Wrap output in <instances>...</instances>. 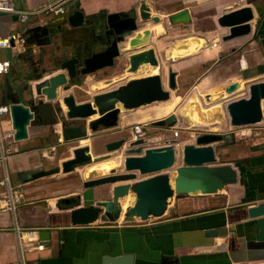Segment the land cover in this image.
<instances>
[{"label": "crops", "instance_id": "crops-1", "mask_svg": "<svg viewBox=\"0 0 264 264\" xmlns=\"http://www.w3.org/2000/svg\"><path fill=\"white\" fill-rule=\"evenodd\" d=\"M48 1L54 0H14L15 6L22 10L43 5ZM138 2L139 0H65L64 16L75 9L83 13L84 22L80 26H70L63 15L33 14L22 21L17 14L0 13V37L13 33L20 35V39L13 42L11 48H0V59L11 62L8 73L0 75V82H4L7 77L16 89L25 91L30 84L37 82L33 79H43L59 72L63 60L88 54L92 35L100 30L105 15L128 13L131 16ZM147 2L151 13L162 19L161 23L147 21L139 25L153 31L150 45L155 48L160 60L168 61L167 67H172L173 70L196 66L205 68L191 83L192 86H202L205 90L202 91L204 96L220 89L214 86L211 88L210 82L215 80L211 77L214 72L215 76L217 72L221 74L219 65L224 57H234L231 63L238 70L249 72L250 76L257 77L264 73V0ZM246 5L252 7L254 14L250 21V32L221 41L226 30L218 26L216 17L225 10ZM184 8L189 11L188 23L167 24V14ZM34 26H44V34L40 36L39 42H27L30 35L24 37L23 34ZM53 58L60 62L56 67L54 64L49 66ZM125 59L124 56H119L117 61L124 67ZM215 62L219 65L212 68L211 65ZM144 69L151 71L150 68ZM144 69L139 72H144ZM178 76L177 74V81L180 82ZM78 77L79 75L71 80L70 90L80 88ZM188 78L186 76L181 82L186 83ZM42 100V103H35L37 109L34 119L28 125V137L11 141L16 151L8 158L6 167L13 183L18 185L23 200L14 214L0 212V264L19 260L21 256L25 264H105L106 256L112 260L111 258L124 254H132V264H162V257L171 260L172 264H264V248L253 249L246 245L256 231L252 225L254 219L247 216V207L264 200V149L260 148L264 143V122H261L254 134L246 135L238 144H231L232 157L222 163L243 160L244 171L236 183L226 185L218 193L177 195L161 216L147 220H120L115 223L96 221L88 225L74 226L70 223L69 211L57 209L55 203L60 198L82 192L91 195V199L81 200V204L107 199L110 186L84 189L83 178L78 169L37 178L23 176L24 173L38 168L49 169L57 166L58 162L71 156L69 153L44 160L46 155L49 156L58 146L63 145L59 135L62 112L56 101H45L44 98ZM3 103L4 94L0 95V104ZM45 103L50 104L49 114L40 119V106ZM187 111L189 112L188 109ZM131 115L123 116L125 124L120 126L119 137H123V133L132 132L137 126L147 125L138 119L133 121ZM149 117H155L152 110ZM202 117L193 115V122L204 120ZM0 128L11 129L9 113L1 116ZM131 138L133 137L128 140ZM109 140L106 139V142ZM75 144L77 143L73 145ZM53 159L58 162L53 164ZM102 167L105 171L107 165L104 163ZM15 223L38 228L40 232L48 231V238L40 237L39 233L44 247L20 254ZM214 229L218 230L216 236L208 233Z\"/></svg>", "mask_w": 264, "mask_h": 264}, {"label": "water", "instance_id": "water-1", "mask_svg": "<svg viewBox=\"0 0 264 264\" xmlns=\"http://www.w3.org/2000/svg\"><path fill=\"white\" fill-rule=\"evenodd\" d=\"M254 14L249 5L223 11L216 17L219 27L226 29L221 41H227L248 34L251 30L250 21ZM70 26H80L84 15L75 9L63 17ZM113 18L121 24L113 43L103 49L95 50L89 55L71 56L60 63V71L40 79L34 85H29L25 91L16 89L9 78L4 80V104L9 107L11 127L16 141L28 137V125L35 117L36 104L45 101H56L61 109L60 143L71 144L68 148L71 156L63 159L57 166L49 169L38 168L26 172L23 176L37 178L52 173H81L82 186L86 190L108 185L109 197L98 199L87 204L81 200H89L91 195L78 193L74 196L60 198L55 206L59 210L69 211L70 223L74 226L88 225L96 221L115 223L120 220H147L161 216L166 207L177 195L185 194H215L228 184L236 183L244 171L238 163H216L215 142L226 139L233 142L232 132L219 134L205 132L195 138V143H185L178 148L176 138L167 139L162 145L149 146L147 139L141 135L125 140L124 138L107 145L105 152L93 153L90 140L103 136L113 129L119 128L122 114L130 113L138 108L154 102L167 101L171 91L178 87L177 72L168 67L166 85L164 63L155 48L150 45L153 31L149 27H141L147 21L161 23L159 15L151 13L147 0H139L131 16L126 13H111L106 15L109 28ZM63 19V20H64ZM167 24L176 22L188 23L189 11L184 8L173 14L166 15ZM44 26L28 28L26 35L29 41H40L44 34ZM125 57L126 65L122 71L105 80L98 81L102 85L114 87L91 95L90 99L77 101L71 87V80L78 74H90L98 69L113 65L114 59ZM167 64V63H166ZM145 67L151 71L138 74ZM164 74V75H163ZM135 75V76H129ZM119 77L114 80V77ZM127 76V78H125ZM239 80L229 82L224 87L215 90V95L207 94L204 99L208 103L224 102L228 95L241 89ZM60 91H64L61 94ZM219 95V96H218ZM40 97V98H38ZM218 98V99H217ZM222 111L226 113L231 126H245L261 122L264 117V80L250 82L248 95L236 99H227ZM175 119L168 126L174 125ZM164 124V119L158 120ZM74 143H77L73 145ZM121 146V147H120ZM122 148V149H121ZM264 149V143L260 145ZM121 150L122 170L110 168L106 173L102 167L104 161L113 158L115 151ZM180 158L181 163L174 167ZM172 169V170H171ZM140 175H149L139 178ZM88 196V198H86ZM128 198L130 204L125 207L122 200ZM247 216L254 219L252 225L256 230L246 245L248 248H264V200L247 207ZM216 236L218 230H209ZM49 237L48 231H41L40 237ZM105 257V264H132V254L119 257ZM111 261V262H110ZM109 262V263H108ZM162 264H172V261L162 257Z\"/></svg>", "mask_w": 264, "mask_h": 264}, {"label": "rangeland", "instance_id": "rangeland-1", "mask_svg": "<svg viewBox=\"0 0 264 264\" xmlns=\"http://www.w3.org/2000/svg\"><path fill=\"white\" fill-rule=\"evenodd\" d=\"M233 58L234 57L232 56L231 57L228 56L226 58L224 57L221 60V63L223 65L222 64L219 65L217 62L211 65L212 68L213 66H218V65L220 66L219 68H221V74H219L218 72L216 73L217 74L216 76L214 75L215 72L214 74H212L211 77L214 78L215 80L212 79V81L210 82V84H212L211 88H214V87L222 88L229 82H232L235 80H239L242 84L241 89L237 90L232 95H228L225 99H223L224 102H226L227 99L232 100V99H236L240 97H246L248 95V84L250 82L264 80V73L260 74L257 77L256 76L253 77V76H250L249 72H246L245 70H238L235 64L231 63ZM50 62L51 63H49V66H52L54 64L55 67L59 65L60 63L58 62L57 58H53ZM122 62L123 61L121 59L120 63ZM161 62L164 63L162 59H161ZM166 63L168 64V61L162 64L164 66L162 69V73L164 74L168 68ZM204 69L205 68L203 67L199 68V66L189 68V69H182V70L175 69L177 71V74L179 75L178 80L180 82L186 76L189 77L188 80L186 79L187 80L186 83H182V82L180 83L177 81L178 87L175 90L171 91L170 99H168L167 101L154 102L150 105L138 108L130 113L122 114L119 120V125H118L119 127L124 126L125 120L123 116L127 114H132L130 118L132 117L133 121L138 119L139 122L147 123L146 126L142 125V127H139L140 131L138 133H135V130L132 129V132L130 133H126V134L123 133L122 138H124L125 140H128L129 137H134V135L136 137L141 135L142 137L147 139L146 144L149 146L162 145L164 142L163 140L176 138L179 143L178 148H180L185 143H190V142L195 143L196 136L202 133H205V132H215L219 134H226V133L232 132L234 134L233 142L229 143L225 139L215 142L216 156H217L216 163L221 164L222 161H228V159L232 157L231 155L232 148L230 147L231 144L233 145L235 143L238 144L241 142V140H243V138L246 135L251 136L256 131H258V128L261 125V122H264V119L261 122L252 124V125L231 126L229 124L228 116L226 115V113L222 111L221 106L225 103L224 102H218V103L206 102L204 99L205 96L203 95L204 92H202V91H205L204 88H202V86L198 84L197 85L195 84L194 86H192L191 84L195 79H197V77L202 72H204L203 71ZM105 70L109 71L107 69ZM145 71L140 72L138 74H146ZM99 74H101V72H96L93 74H86V75L84 74L79 75L77 82L80 88H71L72 93L74 94L76 100L78 99L81 101V100L90 99L92 94L99 92V91L106 90L111 87H114L116 83H118L117 78L119 77L116 76L114 77V80L115 79L117 80H115V83H113L112 85H107V86L102 85V83H99L98 80H96V77ZM113 75L115 76V72L108 73V77L113 76ZM129 76H135V75H129ZM41 78L42 77H40V79ZM125 78H127V76H125ZM163 79L166 85V74L164 75ZM190 84L191 86H189ZM1 87L2 89L0 90V95H3L4 93L2 91L4 89V82L1 83ZM60 92L61 94L64 93V91H60ZM197 99H199L201 103V105L198 103L200 105L199 107L201 108L199 109V114H201V116L203 115L202 118L206 119V121L200 119L198 122H193L194 120L192 118L193 115L188 114L191 112H188L187 109H190L192 105L197 102ZM151 110L155 114V117L152 119H150L149 117ZM165 111H166V115H164ZM203 111H206V112L203 114ZM153 116L154 115H151V117ZM162 119H164L165 123L158 124L157 121L162 120ZM173 119H175L176 122L174 123V125L169 127L167 123ZM240 130H245L246 133L244 135H241ZM175 131L177 132V134L175 133ZM117 136H121V134L104 135V136H99L94 139H91L90 146H91L93 153L96 154L99 152H105L103 143L106 142V139L117 138ZM70 145L63 144L61 146H58V148H56V150L53 153H50L49 156L46 155L44 160L48 161L52 159L51 157H58L60 155L69 154L70 150L68 147ZM237 148H239L238 145H237ZM112 157L113 158H111L110 160L104 161L102 163V166L104 165V163L107 165L106 170H105L106 173L108 172L110 168H115L118 171L122 170L121 150L115 151ZM56 162L58 161H56V159L55 160L53 159V164H55ZM180 163L181 161H180V158L178 157V160L176 161L174 167L178 166ZM57 164H59V162ZM146 176H149V175H140L139 178H144ZM137 220H140V219H137ZM121 221L127 222L125 220H121Z\"/></svg>", "mask_w": 264, "mask_h": 264}, {"label": "built area", "instance_id": "built-area-1", "mask_svg": "<svg viewBox=\"0 0 264 264\" xmlns=\"http://www.w3.org/2000/svg\"><path fill=\"white\" fill-rule=\"evenodd\" d=\"M65 0L48 1L43 5L32 7L31 9L22 10L15 6L14 0H0V13H14L19 16L22 21L29 19L30 15L35 14H52L65 15ZM20 39L18 33L9 34L0 37V48H11L12 43ZM11 66L8 59H0V75L7 74ZM9 113L7 104H0V122L1 116ZM135 133L140 131L139 127L134 128ZM177 134V132L175 131ZM245 130H240V134L244 135ZM135 137V135H134ZM14 139V130H2L0 128V212H9L14 214L18 205L22 202L23 197L18 185L14 184L10 173L6 167L8 158L16 151L11 141ZM14 230L18 238L20 254L29 250H39L44 247L43 242L39 239L40 229L29 228L23 225L14 224ZM21 256V255H20ZM2 264H25L22 256L19 260L6 262Z\"/></svg>", "mask_w": 264, "mask_h": 264}, {"label": "flooded vegetation", "instance_id": "flooded-vegetation-1", "mask_svg": "<svg viewBox=\"0 0 264 264\" xmlns=\"http://www.w3.org/2000/svg\"><path fill=\"white\" fill-rule=\"evenodd\" d=\"M108 24H109V22L106 19V15H105V18L100 25V30L95 31L92 35V43L89 47L90 51L88 52L87 55H89L91 52H93L95 50H99V49H103L105 47H108L113 43V41L115 40V38L117 36V32L115 30L116 29L119 30L121 24L118 23V19H116V18H113L111 20V24H113L115 26L114 28H109L107 26ZM78 57H80V56H78ZM107 68H111V69H109V71H106L105 69H107ZM122 69H123V66L121 64H119L117 61V58H115L113 65L98 69V70H96L90 74H93L96 72H101V74H99L96 77V80L101 81V80H105L106 78H108L109 72L119 73L122 71ZM117 73H115V74H117ZM78 75H82V74H78ZM49 110H50V104H48V103L41 104V106H40V111H41L40 119H42V116H48ZM120 132H121V128L119 127L118 129H113L104 135H112V134H118L119 135ZM120 139H122V137L117 136V138H112L109 141L105 142L104 143V150L107 151L108 150L107 145H111L113 142L120 140Z\"/></svg>", "mask_w": 264, "mask_h": 264}, {"label": "bare ground", "instance_id": "bare-ground-1", "mask_svg": "<svg viewBox=\"0 0 264 264\" xmlns=\"http://www.w3.org/2000/svg\"><path fill=\"white\" fill-rule=\"evenodd\" d=\"M145 68H150V67H145ZM144 69V68H143ZM145 70V69H144ZM146 73H148L147 71H145ZM140 73V72H139ZM212 94V93H211ZM216 93H213L212 95H215ZM201 105V103H200V101H199V99H197V102L196 103H194L193 105H192V107L190 108V109H188L189 110V112H191L190 114L191 115H201V114H199V109H201L199 106V104ZM204 110V109H203ZM206 111H203V114L205 113ZM203 116V115H202ZM205 121H206V119H204ZM245 134V133H244ZM122 202V201H121ZM130 202H131V200L130 199H128V198H125L124 200H123V202H122V205L125 207L127 204H130Z\"/></svg>", "mask_w": 264, "mask_h": 264}, {"label": "trees", "instance_id": "trees-1", "mask_svg": "<svg viewBox=\"0 0 264 264\" xmlns=\"http://www.w3.org/2000/svg\"><path fill=\"white\" fill-rule=\"evenodd\" d=\"M164 115H166V111L164 113ZM243 160H237L236 163H238L242 168H244V165H243Z\"/></svg>", "mask_w": 264, "mask_h": 264}]
</instances>
